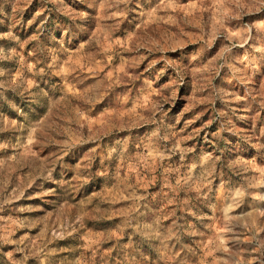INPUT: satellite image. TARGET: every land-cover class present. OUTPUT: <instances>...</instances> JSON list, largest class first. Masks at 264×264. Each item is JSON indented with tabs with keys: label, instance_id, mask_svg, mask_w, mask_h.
<instances>
[{
	"label": "rangeland",
	"instance_id": "obj_1",
	"mask_svg": "<svg viewBox=\"0 0 264 264\" xmlns=\"http://www.w3.org/2000/svg\"><path fill=\"white\" fill-rule=\"evenodd\" d=\"M0 264H264V0H0Z\"/></svg>",
	"mask_w": 264,
	"mask_h": 264
}]
</instances>
